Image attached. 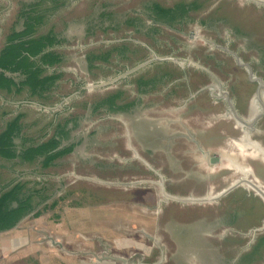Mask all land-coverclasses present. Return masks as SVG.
<instances>
[{
    "label": "water",
    "instance_id": "1",
    "mask_svg": "<svg viewBox=\"0 0 264 264\" xmlns=\"http://www.w3.org/2000/svg\"><path fill=\"white\" fill-rule=\"evenodd\" d=\"M36 1L0 0V48L21 4ZM64 1L38 31L63 33L66 61L49 100H29V134L80 118L74 151L57 161L56 198L82 190L85 200L70 206L72 195L11 237L0 233V264H233L264 234V0H199L193 20L153 24L157 43L132 30L83 33L103 2L121 13L146 0ZM121 42L135 47L127 68L82 71L87 50ZM159 71L174 78L131 112L88 116L117 89L133 100L129 82Z\"/></svg>",
    "mask_w": 264,
    "mask_h": 264
},
{
    "label": "trees",
    "instance_id": "2",
    "mask_svg": "<svg viewBox=\"0 0 264 264\" xmlns=\"http://www.w3.org/2000/svg\"><path fill=\"white\" fill-rule=\"evenodd\" d=\"M41 3H46L48 6L40 9ZM64 3V0H39L30 4H21L16 21L0 48V97L8 102L20 95L25 97L24 100L35 99L39 103L46 102L61 79L63 71L59 66L66 61V56L60 49L63 48L66 38L62 32L57 33L52 28L45 34H39L38 31L50 18V12L57 10ZM100 7L102 10L100 8L99 12L81 21L84 23L85 37L94 35L97 30L112 31L115 34L132 30L133 34L150 38L157 43L154 36L161 33V30L153 24L173 28L186 20H193L190 18L191 13L199 11L202 4L199 0L189 2L179 0L172 5L163 4L158 0H146L139 4L135 12L131 10L121 13L112 9L114 4L103 2ZM92 15L96 17L93 18ZM147 21H150V25ZM199 21L206 26L215 25L214 20L211 19ZM234 33L242 35L235 28ZM133 50L135 47L132 48L126 42L112 44L108 49H89L79 60L80 68L87 76H91L92 71L106 69L104 66L110 63L125 69L128 66L121 63L130 59L135 52ZM259 58L264 62L262 52ZM111 59L115 61L111 62ZM54 67L55 70L50 72L49 70ZM111 70L110 68L107 71ZM173 75L159 71L153 75L145 74L132 79L129 83L136 89L138 94L136 98L127 100L126 97L124 98L125 92L121 89L106 93L88 105L86 108L88 116L99 113H129L141 102L143 95L158 90L161 86L165 87V84L174 78ZM25 117L23 113H18L9 119H5V114L0 115V161L3 163L0 165L1 168L5 167L4 164H10L13 167L33 165L41 170L50 169L56 166V161L74 151L76 144L69 142V139L72 131L78 127L80 118L68 117L57 124L51 121L44 128L49 132L39 134L44 131L41 129L29 134L28 130L32 125L24 124ZM27 185V182L15 180L0 183V233L12 230L27 216L39 217L72 195L80 196L70 206L81 207L85 200L81 197L86 194L82 190L78 193L67 191L63 196L52 199L51 195L45 194L44 187L36 188L39 184L34 183L30 187ZM48 201L51 203L48 204ZM235 219L236 213H232L224 221L227 225H232ZM263 254L264 234L256 239L248 252L240 254L233 264H257V261L263 258Z\"/></svg>",
    "mask_w": 264,
    "mask_h": 264
},
{
    "label": "rangeland",
    "instance_id": "3",
    "mask_svg": "<svg viewBox=\"0 0 264 264\" xmlns=\"http://www.w3.org/2000/svg\"><path fill=\"white\" fill-rule=\"evenodd\" d=\"M25 97L20 95L15 97L11 102H8L4 98L0 97V115L5 114V119H9L18 113H23L26 115L23 122L24 124H29V100H24ZM29 133V130H28ZM3 164L0 161V165ZM56 166L50 169L41 170L38 166H21L13 167L10 164H4L5 167H0V183L7 182L9 180L27 182L28 187L32 186L34 183L39 185L36 188L40 189L44 187L46 189V195L56 198V174H57V161ZM51 201H48L50 204ZM48 210L47 212H49ZM46 212V213H47ZM33 217V215L27 216L13 229L9 231V237H11L16 231H18L24 224L31 222L35 219L42 217Z\"/></svg>",
    "mask_w": 264,
    "mask_h": 264
},
{
    "label": "crops",
    "instance_id": "4",
    "mask_svg": "<svg viewBox=\"0 0 264 264\" xmlns=\"http://www.w3.org/2000/svg\"><path fill=\"white\" fill-rule=\"evenodd\" d=\"M20 222H21V221H20ZM20 222H19V223H20ZM19 223H18V224H19ZM18 224H17V225H18ZM17 225H16V226H17ZM16 226H15V227H16ZM15 227H14V228H15ZM14 228H13V229H14ZM13 229H12V230H13Z\"/></svg>",
    "mask_w": 264,
    "mask_h": 264
}]
</instances>
